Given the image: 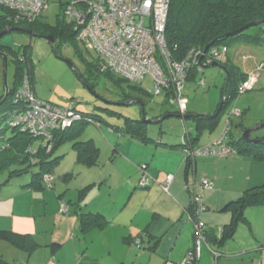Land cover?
<instances>
[{"label":"rangeland","instance_id":"rangeland-1","mask_svg":"<svg viewBox=\"0 0 264 264\" xmlns=\"http://www.w3.org/2000/svg\"><path fill=\"white\" fill-rule=\"evenodd\" d=\"M61 10V0H47L46 8L43 11V21L50 25H56L57 17L61 13ZM246 33L255 37H259V35L263 36L262 40H260V42L262 41L261 46L242 45L238 48L239 46L231 45L230 56L240 71L247 73L246 81H248L249 90L247 89L241 92L242 89H246L243 88L246 83V81H244L239 88V98L228 107L226 112L221 114L219 123L213 130L210 128L204 129L203 133L201 132L203 128L200 130L197 129V121L195 119H185V117L215 115L218 105L221 102L222 87L224 85L226 86L225 66L229 65L228 60L225 64L224 62H220L223 63L224 69L217 66L209 67L203 69V73L200 72L199 75L195 77V80H188L183 94V98L188 99L187 110L185 114H181L179 103L176 100L171 102L164 94H154L155 81L151 74H148L141 83L134 84L129 81L119 80V77H111L100 73L95 67L98 57L97 52L95 50L91 52L87 51L83 43L74 45L67 41L63 42V40H59L56 41L57 46L54 48L45 38L32 36L26 32L16 31L3 36L1 44L5 47L4 50L9 56V67L7 71L9 87L13 86L16 74V56L9 49L14 46L16 53H22V46L24 47L30 44L31 53L30 55L28 54V64H30L31 69L24 71L21 83L25 81L32 85L38 97L43 101L67 108L72 106L77 107L80 111H86L90 114L97 115L96 118L102 117L104 120H109L111 122L110 125L113 127H120L125 123L126 116L141 119L143 121L140 104H112L111 106L107 104L109 102L118 104L121 99L130 96L139 99V101L144 104L142 106H144L146 120L155 118L167 111L173 112L169 114L171 117L165 118L161 124H151L148 126L151 132L153 130L155 131L154 135H156V138H158L160 134L162 136L168 135L173 139L174 136L179 135L185 140L189 132L193 137H196V134L201 132V139L200 142H198L199 146L213 144L218 147L221 146L219 138L226 130L230 131V134L227 132L223 136V141L226 138V142L232 139V137L235 139L239 137L243 138L244 131L255 128L257 131L252 133V140H264V23L257 27L250 28ZM49 36L54 35L50 34ZM19 57L20 56H18L19 63L24 64V60H21ZM29 57L32 58V61H29ZM85 76L89 77V81L94 85L93 89L87 86V83L84 81ZM202 78L206 82L205 86L198 84L199 80ZM5 80V64L4 60L0 57V95L2 94L4 96L6 93ZM105 108H110V110L117 112L119 115H112L108 111H104L103 109ZM86 126V131L82 139L88 140L92 138L96 141V144L100 146L101 154L99 164L101 174H104L107 179L106 184L101 188L102 197H98L99 199H97V202H105L109 197L116 198L125 196L128 192L127 190H129L131 186L130 183L133 182L132 179L135 177L134 173H136L137 179L141 180V178H143L146 180L147 186H142L141 182H138L139 189L143 190L145 194L151 189H154L163 199L175 201L177 195L173 191V188L178 187L182 194L185 193L188 198L190 196V203L188 202L189 207L191 206V200H198L200 202V205L197 207L198 216H200V218L201 216L204 218L206 217L210 220L208 222L217 223L218 220V224L221 226V222H223L225 218V216L222 217L223 214L227 212L233 213L231 209L225 208L224 200L226 197L228 199V196L232 193L231 191L237 190L240 186L244 172L246 173L244 169L248 168V162L245 163V165L239 162L236 163L242 164L244 169H240V165L234 168L231 161L229 163L230 165L222 164V162L230 160L231 158L240 159L241 157H245V155L238 152H242V150L232 146L231 143L229 144V142H227L228 146H231V148L235 150L237 149V152L232 155L231 158L198 156L197 168L196 166H191L189 170L185 169L183 165L185 164L187 155L184 148H182L179 153L161 155L160 152L156 153L153 149H143L140 144H135L134 147L127 148L126 154L125 148L123 152L120 149L121 155L117 157V161L114 163V161L110 159V156L117 147L116 144L113 143L118 137L116 132H110L109 126L105 123L101 125L89 123ZM12 135L13 132L10 130L8 132V137ZM188 144L189 146L186 150L192 151L191 156L188 155L187 157L190 161L188 162L190 165L195 163V152L198 146L195 143L193 144V141L188 142ZM123 145H121V148ZM35 146H38V143H36ZM114 152H117V150ZM244 159L248 160L247 158ZM73 160L72 157H69L66 163L71 165ZM217 162H220V174L218 178L215 179L213 175H207L209 172H207L208 169L205 168V165L208 164L210 169H212L215 168ZM251 162L260 164V166L264 168V162L259 163L254 157L251 159ZM200 163H202L201 167L199 166ZM12 165L10 171H18L20 175L11 178L9 184L13 187L18 186V184L21 185L20 183L28 178V176H32L34 173L39 172L38 167L29 166L25 163H16ZM186 172L190 175L189 183L187 181L182 182L181 180V178L187 174ZM196 174L198 175L197 179ZM168 175H172L174 179L170 185L167 186V189H165L164 186L167 182ZM9 176V171L0 174V182L4 181ZM49 180L52 184V182L55 181V176L53 175L52 179ZM206 180L210 182V185L205 184ZM4 192L9 193L11 190L7 189ZM170 201L167 202L170 203ZM47 205L48 204L45 203L44 206ZM207 206L209 208H207ZM66 208L67 211L62 212V204L60 202L56 215L58 221L64 220V224L67 223V219L64 218L73 216L76 210L75 206L71 204H67ZM183 209L184 207L182 206L181 210L183 211ZM141 211L142 214L146 213V209H140L138 213ZM185 212L186 211H184V213ZM29 216L30 214L18 216L16 220L19 222L22 231L25 232L31 227V229L37 233V226L43 227L45 224L41 223V226L38 224L39 221H41V217L39 218L40 220L36 222L34 216ZM50 217L43 215V219H45L46 222H49ZM78 218L79 215L76 220H78ZM52 221L54 222V219ZM202 222L205 223L206 221L202 220ZM54 227L55 225L50 227V232H48L50 235L54 232ZM78 230L81 231L80 226ZM77 232L78 231L75 233ZM70 233L71 232H69V235ZM141 237L143 236H138L137 239L134 240V251L136 247L141 249V245L139 246L136 244L137 241H140L139 239H141ZM48 239L50 241L49 237ZM50 242L52 243V241ZM203 248H207L213 264H216L213 251L209 248V245L204 243ZM119 249L121 250V247H119ZM263 249L264 248H261V251ZM38 252V257H42L49 251L43 247L39 249ZM188 253L186 256L187 259L189 257ZM114 255L116 256L118 254L115 252ZM24 256L25 251L22 249L6 241H0L1 260L8 261L10 264H16L19 259ZM221 259L220 261L222 262L223 260ZM256 261H260V259ZM0 264L4 263L0 261Z\"/></svg>","mask_w":264,"mask_h":264},{"label":"crops","instance_id":"crops-1","mask_svg":"<svg viewBox=\"0 0 264 264\" xmlns=\"http://www.w3.org/2000/svg\"><path fill=\"white\" fill-rule=\"evenodd\" d=\"M2 96L1 94L0 99ZM134 102V104H137V100ZM195 116L185 117V119H194ZM168 117L170 116L168 115L165 118ZM165 118H163L161 123ZM202 118L203 120L197 121L196 125L198 130L203 128L201 130L202 133L204 129L210 128L213 130L217 125L213 126V124L207 122L208 119L210 120L208 116ZM152 119H161V117ZM201 132L197 133L196 137H193L189 132L185 140L179 135L174 136L173 139L168 135L162 136L160 134L158 138L155 136L156 139L160 138L158 142L149 143L117 134L118 137L113 141L117 146V152H114L116 151L114 149L110 159L115 163L117 157L121 155L120 149L123 152L125 148L126 154L127 148L134 147L135 144H140L143 149H153L156 153L160 152L161 155L179 153L182 150L180 147L182 142L193 141V144L195 143L199 146L198 142L201 139ZM69 144L62 146L56 152V156L58 155L61 159L53 172L55 181L51 184L52 188L47 187L43 190L32 189L27 186L30 183L29 176L20 183L21 185L18 184V186L14 187L9 184L11 177H7L0 182L2 184L7 179H10L3 185L0 192V230L14 231L29 236L28 244L30 247L23 250L26 257H21L16 264L182 263L187 253L193 248L195 237L193 224L186 219L184 213L189 208L190 196L189 198L186 197L187 195L185 193L182 194L178 187L173 188L177 195L175 201L163 199L154 189L145 194L143 190L139 189L138 182L140 180L137 179V174L134 173L135 177L132 179L133 182L130 183L131 186L125 196L107 197V201L97 202L98 197H102L101 188L107 182L105 175L101 174L100 162L95 166H88L79 162L76 151ZM121 145H123L122 148ZM171 146L174 147L171 148ZM242 154L245 157L240 159L229 157L231 158L230 160L222 162L224 165H230L231 161L234 168L240 165V169H244L243 165L248 162V168L244 169L246 173L244 172L240 186L237 190L231 191L232 193L228 196V199L226 197L224 200L225 208L228 203L241 197L247 189L260 186L264 182V168L260 164L251 162L253 157L250 153L244 152ZM69 157L74 159L71 165L66 163ZM197 160L190 165L185 160V164H183L185 169L189 170L191 166L195 167L198 164ZM237 162L243 165L236 164ZM258 162L261 163L262 161L258 160ZM219 163L217 162L215 168L212 169H210L208 164L205 165V168L208 169L207 172H209L207 175L211 174L217 179L220 174ZM199 166L201 167L202 163ZM186 173L181 180L189 183L190 175L188 172ZM197 178L198 175L196 174ZM5 189H9L11 192L6 193L4 192L6 191ZM83 189L87 191L85 199L78 203L79 193ZM167 201H170V203ZM60 202L61 204L66 202L76 208L73 216L64 218L67 219L66 224H64V220L58 221L56 216ZM45 203L48 205L44 206ZM182 206L184 207L183 211L181 210ZM207 208L209 207L207 206ZM140 209H146V213L142 214V211L138 213ZM81 213H101L106 223H95L94 220H91L88 226L85 227L81 220ZM28 214H30L29 217L34 216L36 222L41 217V221L38 223L40 226L41 223L45 224L43 227L37 226V233L31 227L25 232L22 231L19 222L16 220V217ZM43 215L52 217H50L49 222H46L43 219ZM78 215L79 218L76 220ZM224 216L221 226L231 221L232 213L227 212L222 217ZM245 218L246 221L238 225L233 238H229L224 244L217 245L208 242L207 245L212 251L215 250L221 253L218 259L214 255L216 264H264V249L261 251V248H264V206L247 208ZM53 219L54 222L52 221ZM201 219L205 220L207 226L211 228L220 226L218 220L215 223L208 222L210 220L203 216H201ZM54 225V232L50 235L48 232H50V227ZM79 226L81 231L78 230ZM76 231L78 232L75 233ZM69 232H71L70 235ZM138 236H143L141 237L142 240L139 239L141 249L136 247L135 252L133 243ZM43 247L49 252H46L42 257H38V251ZM119 247H121L122 251ZM115 252L118 255L115 256ZM220 259L223 261L221 262ZM257 259H260V261H256ZM0 261L4 264H10L8 261L1 259ZM196 264H213L207 248L202 246L201 256Z\"/></svg>","mask_w":264,"mask_h":264},{"label":"trees","instance_id":"trees-1","mask_svg":"<svg viewBox=\"0 0 264 264\" xmlns=\"http://www.w3.org/2000/svg\"><path fill=\"white\" fill-rule=\"evenodd\" d=\"M69 3H71V0H61L62 10L57 17L56 25H50L44 22L43 13L34 23L28 24L27 21L14 23L13 18L16 17V14L8 8L0 6V33L9 29L24 28L28 29V31H33L39 37L49 36L51 34L55 36L56 41L63 40V42L67 41L74 45H80L82 42L79 39V33L82 26L77 22L76 18H69L67 15ZM258 20H264V0H171L166 38L167 45L175 61H184L192 52H203L205 47L213 42L216 43L210 50L213 48H228V52L223 60L224 64L227 60L229 63V65L225 66L226 86L224 85L222 87L221 92L220 104L222 101H224V104L222 105L218 117L210 118V120L208 119L207 122L213 125L218 124L221 114L226 112L228 107L239 98L240 85L247 80V73L241 72L230 56L231 45L239 46L238 48L242 45H253L258 47L261 46L262 41L260 42V40H262L263 37L261 35L255 37L247 34V30L250 28L233 36L228 35ZM1 39L0 51H5V47L1 44ZM22 49V53H16L14 46L9 49L16 56L15 81L13 86L10 87L7 96L5 97L3 95L0 99V174L9 171V178L20 176L18 171H10V168L13 166L12 164L25 163L29 166H36L39 168L38 173L29 176L30 183L27 186L36 190H43L47 187L52 188L51 182L46 183L45 178L47 176L53 177L55 167L61 159L58 155L56 156V152L62 146L69 143L76 151L79 162L85 163L88 166L98 165L101 154L100 147L92 138L88 140L82 139L86 131V125L89 123H95L97 125L105 123L109 126L110 132H116L119 136L137 139L144 143L159 141L160 138H155V131L153 130L151 132L148 128L151 124H145L141 119L126 116L125 123L122 126L113 127L110 125L111 122L109 120H104L102 117L96 118L97 115L90 114L86 111H80L77 107L73 106L67 108L52 104V106L55 107L71 109L72 112L80 115V119L76 120L71 127L66 129L61 128V126L54 130L48 128V136L42 133H33L27 125H12V119L14 115L17 114L16 112L23 109L24 103L27 104L29 102L26 98H22V96H20L21 98L16 102V96L23 87L21 83L23 73L25 70L31 69L30 64H28V54L30 55L31 53V45L22 46ZM86 50L91 52L88 48H86ZM18 56H20L19 58L21 60H24V64L19 63ZM30 60L32 61L31 57H29V61ZM95 67L100 73L111 77H119L110 71L102 70L99 56L96 59ZM197 75H199V69L195 66L190 70L188 80H195ZM118 79L127 81L121 77ZM84 81L90 88H94V85L89 81V77L85 76ZM31 90L34 92L36 98L42 100L38 97L32 85ZM163 94L168 97L171 102L173 101L170 91H166ZM129 97L130 96L121 99L120 103L129 105L131 102L139 100ZM107 104H109V106L112 104L116 105V103L111 102ZM141 104L143 103L141 102ZM103 110L108 111L112 115H119L117 112L110 110V108H105ZM171 113L173 112L167 111L155 118H165ZM194 119L196 121L203 120L201 115L195 116ZM10 130L13 132V135L8 137V132ZM226 132L230 134V131L226 130L225 133ZM227 142H229V144L231 143V145L235 146L237 149L242 150V152L239 151V153H250L252 157L264 162V140H262V143H253L252 141L245 142L244 139L240 137L238 139L232 137V139ZM36 143H38V146H35ZM188 146V142H182L180 147L186 150ZM173 147L174 146H171V148ZM187 157L186 161L188 160ZM188 162L190 161L188 160L187 163ZM9 180L10 179H7L4 183L0 184V192L3 185ZM86 193V189L80 191L78 203H81L85 199ZM254 206H264V182L260 186L247 189L241 197L227 204L226 208L231 209L233 212L231 221L222 226L223 232L219 236L215 230L216 228L209 227L205 232L207 241L212 244L222 245L229 238H233L238 225L246 221V209ZM80 215L85 227L88 226L91 220H94L95 223H106L101 213H81ZM28 237V235L14 231L0 230L1 241H6L22 250L30 247L28 244Z\"/></svg>","mask_w":264,"mask_h":264},{"label":"built area","instance_id":"built-area-1","mask_svg":"<svg viewBox=\"0 0 264 264\" xmlns=\"http://www.w3.org/2000/svg\"><path fill=\"white\" fill-rule=\"evenodd\" d=\"M170 4L171 0H71L67 15L69 18H76L82 26L79 39L90 51L97 52L103 71H110L135 84L151 74L155 81V94L170 91L172 99L179 103L180 112L183 114L188 104V99H184L183 94L190 70L197 66L199 73L202 72L199 67L201 57L203 64L223 62L228 48H213L204 56L201 51L192 52L184 61H175L166 38ZM46 5L47 0H0V6L16 14L14 23H34ZM198 84L205 86L206 82L202 78ZM22 86L16 102L20 96L29 102L24 103L23 109L16 112L12 125H27L33 133L48 136V128L54 130L61 126L66 129L80 119V115L71 109L55 107L36 98L27 82L24 81ZM248 86L247 81L243 86L246 89L241 92L247 90ZM224 134L225 132L219 138L221 146L212 144L197 148L196 157L228 158L234 155L236 150L228 146L226 138L223 141ZM185 152L187 156H191L192 151ZM173 179L172 175H168L165 189ZM140 182L142 186H147L145 179L141 178ZM205 184L210 185V182L206 180ZM193 202L194 215L189 214V219L195 226V244L188 259L181 264L198 261L202 245L207 241L205 225L195 217L198 215L197 207L200 202ZM66 207L63 203L61 211L66 212ZM222 232L223 229L218 228V233ZM137 245L140 246V241H137ZM213 253L216 258L219 257L217 252Z\"/></svg>","mask_w":264,"mask_h":264},{"label":"water","instance_id":"water-1","mask_svg":"<svg viewBox=\"0 0 264 264\" xmlns=\"http://www.w3.org/2000/svg\"><path fill=\"white\" fill-rule=\"evenodd\" d=\"M263 23H264V20H258V21H256V22L250 23V24H248V25L242 27L241 29L237 30L236 32H233V33L229 34L228 36L236 35V34H238V33L244 32L245 30H247V29H249V28L257 27V26H259V25H261V24H263ZM14 31L27 32L29 35H32V36H36V37H38V35H37L36 33H33V32H31V31L29 32V31L25 30L24 28H17V29H14V30H9V31L1 32V33H0V39H1L3 36H5L6 34L11 33V32H14ZM44 38H45L46 40H48V41L50 42V44L55 48V46H56V39H55L54 36H45ZM215 43H216V42H213L212 44H209L208 46L205 47V49H204V51H203V56H204L205 54H207V52L209 51V49H210ZM0 57L4 60V64H5V78H6V80H5V88H6L5 97H6L8 91H9V86H8V81H7V71H8V66H9V59H8V55H7L5 52H2V51H0ZM201 62H202V57H201ZM200 65H201V67L204 68V69L209 68V67H215V66H217V67H221V68L224 69V66L221 65V64H219V63H217V62H214V63H212L211 65H204V64L200 63ZM87 86H88V85H87ZM134 103H135V102H132V103H130L129 105H132V104H134ZM136 103L141 105L143 122H144L145 124H159V123H161V121L163 120V118H161V119H152V120L149 119V120H146V116H145V112H144V106H142L143 104H141L139 101H137ZM0 104H1V102H0ZM223 104H224V101H222V103L220 104V106H219V108L217 109V112L215 113V115H213V116H208V117H210V118L218 117L219 114H220V112H221V109H222V105H223ZM116 105H126V104H124V103H123V104H122V103H118V104H116ZM202 117H206V116H202ZM255 131H257L256 128H255V129H249V130L244 131L243 136H242L243 139H244V141H246V142H251V141H252L253 143H262V140H252V139H251L252 133L255 132ZM188 264H193V262H192V261H189Z\"/></svg>","mask_w":264,"mask_h":264},{"label":"clouds","instance_id":"clouds-1","mask_svg":"<svg viewBox=\"0 0 264 264\" xmlns=\"http://www.w3.org/2000/svg\"><path fill=\"white\" fill-rule=\"evenodd\" d=\"M9 30H14V29H9ZM9 30H7V31H9ZM25 30H27L28 31V29H25ZM29 31H31V30H29ZM14 32H16V31H14ZM22 32V31H21ZM31 32H33V31H31ZM11 33H13V32H11ZM27 33V32H26ZM34 33V32H33ZM9 34V33H8ZM39 37V36H38ZM45 36H43L42 38H44ZM210 50V49H209ZM2 52H5V51H2ZM209 52V51H208ZM207 52V53H208ZM6 53V52H5ZM206 55V54H205ZM9 58V57H8ZM202 64H203V62H201ZM212 63H214V62H212ZM212 63H210V64H204V65H211ZM217 63H219V64H223V63H220V62H217ZM9 67V66H8ZM199 67L202 69V73H203V69L204 68H202L201 67V65L199 64ZM247 82V81H246ZM9 90H10V87H9ZM9 92V91H8ZM132 103V102H131ZM142 109V108H141ZM142 111V110H141ZM182 114V113H181ZM183 114H185V113H183ZM228 131V130H227ZM252 139V138H251ZM206 146H208V145H206ZM202 147V146H201ZM198 148H200V146H198ZM236 152H237V149H236ZM239 152V151H238ZM186 153V152H185ZM186 157H187V155H186ZM232 157V156H231ZM197 158L198 157H196L195 158V162H196V160H197ZM229 158V157H228ZM187 162V161H186ZM50 178H52V176H49ZM48 176L45 178V180H46V183H50V181L48 180V178H49ZM141 181V180H140ZM64 203V202H63ZM191 206L186 210V212H185V217H186V219L187 220H189L192 224H193V227H194V230H195V226H194V222H192L190 219H189V214H191V215H194V202H193V200H191ZM66 205V204H65ZM67 206V205H66ZM188 210H191V211H188ZM196 217V219H198L199 221H202L201 220V218H200V216H195ZM204 225H205V232H206V230L209 228V226H207V224L206 223H204ZM218 228H222V226H218V227H216V231H217V234H218V236L220 235L219 233H218ZM223 229V228H222ZM195 234V233H194ZM207 238V237H206ZM194 244H195V237H194ZM194 244H193V247H194ZM206 244H208V241H206ZM203 246V245H202ZM193 249V248H192ZM191 249V250H192ZM215 251V250H214ZM215 252H217V251H215ZM218 254H219V257L221 256V253L220 252H217ZM188 255H189V253H188ZM218 257V258H219ZM217 258V259H218ZM187 258H185V260H186ZM200 259V258H199ZM197 263V261L196 262H193V264H196ZM181 264V263H180Z\"/></svg>","mask_w":264,"mask_h":264},{"label":"flooded vegetation","instance_id":"flooded-vegetation-1","mask_svg":"<svg viewBox=\"0 0 264 264\" xmlns=\"http://www.w3.org/2000/svg\"><path fill=\"white\" fill-rule=\"evenodd\" d=\"M55 48H56V46H55Z\"/></svg>","mask_w":264,"mask_h":264}]
</instances>
